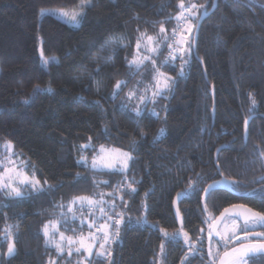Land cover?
<instances>
[{
    "label": "trees",
    "instance_id": "trees-1",
    "mask_svg": "<svg viewBox=\"0 0 264 264\" xmlns=\"http://www.w3.org/2000/svg\"><path fill=\"white\" fill-rule=\"evenodd\" d=\"M79 5L0 0V144L10 142L39 181L21 196L0 190V264H79L81 253L59 254L44 230L57 222L67 237L87 233L69 213L82 199L100 200L110 231L118 230L107 258L93 255L88 264L217 262L222 252L210 246L220 237L210 225L241 201L253 207L222 181L251 189L264 172V0H90L74 27L45 14ZM191 5L197 17L183 66L169 45L177 16ZM142 37L158 39L153 61L171 81L139 107L149 76L146 65L130 62ZM103 146L129 152L125 171L82 163ZM208 186L216 187L202 204ZM248 263L264 264V255Z\"/></svg>",
    "mask_w": 264,
    "mask_h": 264
},
{
    "label": "rangeland",
    "instance_id": "rangeland-1",
    "mask_svg": "<svg viewBox=\"0 0 264 264\" xmlns=\"http://www.w3.org/2000/svg\"><path fill=\"white\" fill-rule=\"evenodd\" d=\"M81 7H83L84 13V5H79L78 7L73 8L49 10L46 11L45 14L74 27L79 25L83 15L77 16L75 20L72 19V16L74 13L80 12ZM188 9H191V11H188ZM195 17H197L196 7L193 8L191 5L189 7L182 8L180 14L177 16V27L173 32V39L170 44L171 47H169L170 56H173L172 58L177 56L181 58V64H183V66H186L191 54V38L193 29L192 19ZM189 27H191L190 32L188 31ZM139 44V50L136 47L134 60L137 61V63L142 61V63H140L139 67H136L134 64L131 65L136 68L146 65L147 69L146 67L145 69L147 73L145 75L149 76L147 80V86L144 88L146 91L143 89V94L139 96L138 106L140 107V104L151 102L157 96L165 92L170 85L171 78L164 75L161 76L160 71L156 69V65L152 63L153 58L158 52V39L152 38L149 40L148 37H142ZM153 49L155 50L153 51ZM145 57H149L150 59H145ZM182 69L180 70V74H183ZM165 81H167L168 85L166 88L164 87ZM129 98L131 97L129 96ZM139 109L140 110H133L137 113H141V108ZM129 156V152L103 146L98 148L91 160L88 161L86 158H83L82 163H84L90 169L97 171H125L130 161ZM36 181L37 180L35 178L26 174L25 166L16 157H14L11 148H9L7 144H0V190L5 191L10 195L17 196L15 192L12 191V189H17L22 195V193L29 188L32 190H37L39 188V184H37ZM95 211L100 217H104L105 220L108 221L99 223L97 221L99 217L97 216L98 214H94ZM69 213L73 218H78L81 223L86 224L89 231L83 235L81 234L71 237L73 242L69 244V237L64 235L65 238L61 240V232L58 229V223L53 222L47 225L44 230V234L46 230L48 232V235H45L48 242L55 246V248L57 243L61 244L64 249L63 252H66L67 254L69 249H71V255L73 253H81L82 259L79 261V264H88L90 258L93 255H99L98 253H103L104 257L107 258L106 246H109L114 242V232L116 229L113 227L114 231H110L111 224L109 219L111 220V218H109L107 215L105 216L106 212L101 206V201H93L89 199L77 200L76 202L71 203L69 207ZM92 216L94 217L92 218ZM114 217H116V219H120V215L119 217ZM236 227L237 225L235 226L234 221L225 218L224 221H222V225L220 226L219 235L224 239L226 237H232ZM105 233H107V240L104 239ZM179 236L185 243L188 244L187 238L183 233L180 232ZM81 240H83V246H81ZM102 244L103 247L101 248ZM77 248L80 249L79 252L76 251ZM89 248L91 249V253L88 251ZM58 253L63 254L60 252Z\"/></svg>",
    "mask_w": 264,
    "mask_h": 264
},
{
    "label": "snow or ice",
    "instance_id": "snow-or-ice-1",
    "mask_svg": "<svg viewBox=\"0 0 264 264\" xmlns=\"http://www.w3.org/2000/svg\"><path fill=\"white\" fill-rule=\"evenodd\" d=\"M90 0H81V5H84L86 3H89ZM183 6V5H181ZM192 7H196L195 5H192ZM188 11H191V9H188ZM83 15V7H81V11L78 13H74L72 16V19L75 20L77 18V16ZM164 29L163 27L161 28V32H163ZM188 31H191V27H189ZM149 40H151V37H148ZM140 44L139 41L137 42V49L139 50ZM169 47H171V45H169ZM155 49H153L154 51ZM145 59H150L149 57H145ZM45 63H47V60L44 61ZM142 63V61L140 62ZM140 63H137V61L133 60L130 62V64H134L136 65V67L140 66ZM153 64H155V61H152ZM161 76H163V73H160ZM122 82H117L116 87L119 88ZM167 85V81H165L164 87L166 88ZM39 88V86L37 85L36 88H34V91ZM130 95H134V93H130ZM253 104H255V100H253ZM161 132H163V129L161 130ZM8 147L11 148V143H8ZM127 155V154H125ZM262 155H264V153H262ZM129 159H131V157L129 156ZM36 183L38 184L39 181H36ZM131 187V186H130ZM211 187V186H210ZM13 192H15V194L17 196L21 195V193L17 190V189H12ZM133 191H135V189H133ZM91 203V201H90ZM236 207V206H234ZM243 207V206H240ZM229 211V209H225V213H227ZM247 213L248 215L244 216V228L242 229L243 231L247 232L248 231V226L250 224H256L259 223L262 226H264V213L261 212H253L251 209H247ZM223 215V214H222ZM116 223H119V220L116 221ZM118 235V231L116 233ZM45 235H48L47 230L45 231ZM258 237H261L262 239H264V233H257L256 234ZM60 237L61 240H63L64 234L60 233ZM105 240H107V233H105ZM245 239H247V237H245ZM69 244H71L72 238L69 237L68 238ZM81 246H83V240H81ZM103 247V244L101 245V248ZM56 248L57 251L60 253H63L64 249L62 247L61 244L57 243L56 244ZM163 250V247H162ZM76 251H80L79 248L76 249ZM89 253H91V249H88ZM15 252V247L13 244H9L8 247V254L9 255H13ZM264 253V243H256V244H252V243H241L239 247H234L231 249V251H226L223 255V257L220 258L219 260V264H248V260L254 256L256 253ZM68 254L71 255V249H69ZM99 255H103V253H98ZM211 255V252L209 253ZM51 264H56V261H51ZM213 264H216L215 260H213Z\"/></svg>",
    "mask_w": 264,
    "mask_h": 264
},
{
    "label": "flooded vegetation",
    "instance_id": "flooded-vegetation-1",
    "mask_svg": "<svg viewBox=\"0 0 264 264\" xmlns=\"http://www.w3.org/2000/svg\"><path fill=\"white\" fill-rule=\"evenodd\" d=\"M222 183H223L222 185L223 190L226 191L227 193H231L235 195L237 199L247 198L253 201V203H251L252 204L251 206L253 207L251 208H248V206L245 205L242 201L237 204L239 207L243 206V208L251 209L253 212L264 213V172H262L261 174L257 176L256 182L252 184L251 189L238 188L237 191H233L232 187L227 186L226 184H224L223 181ZM225 218H228L229 220L234 221L235 226L237 225V227L235 228L234 235L232 237H228V238L226 237L225 239L222 238L219 235V229H220V226L222 225V222H221V224L218 227V231L215 235V236H219L220 238L218 239L217 242H213L211 244L212 247L210 246V249L212 252H215V251L217 252L219 250L223 254V252L229 251L234 247H239L241 243H245V244L264 243V239L256 235L257 233H264V226H262L261 224L259 223L250 224L248 226V231L245 232L242 230L244 228V219H239V218L231 217V216H226ZM211 225H210V229H211ZM245 237H247V239H245ZM208 242L210 244L211 242L210 239L208 240Z\"/></svg>",
    "mask_w": 264,
    "mask_h": 264
},
{
    "label": "water",
    "instance_id": "water-1",
    "mask_svg": "<svg viewBox=\"0 0 264 264\" xmlns=\"http://www.w3.org/2000/svg\"><path fill=\"white\" fill-rule=\"evenodd\" d=\"M215 5V4H214ZM214 9V6L212 8V10ZM211 10V11H212ZM206 13H202L201 16L199 17L198 19V22H197V25H196V28H195V31H194V36H193V44H192V51L193 53L195 54V48H196V39H197V34H198V29H199V26L202 22V20L206 17ZM248 123V122H247ZM247 123H246V126H247ZM246 126H245V135L246 136ZM213 187H216V186H208L206 188V190L204 191L203 195H202V204L208 194V192L210 191L211 188ZM219 187V186H217ZM173 207H174V215L176 217V220L178 222V224H180V216L178 215V212H177V206H176V203L174 202L173 204ZM226 209H229V211L227 213H225V209L219 214V216L213 221L212 225H211V235L215 236L217 231H218V227L219 225L221 224V222L223 221V219L226 217V216H231V217H236V218H239V219H244V216L245 215H248L247 213V209L246 208H243V207H239V206H231V207H228ZM223 214V215H222ZM209 240V239H208ZM231 251V250H229ZM225 253V252H224ZM223 254H221L216 262V264H219V260L221 257H223ZM261 255H264V253H256L254 256H252L251 258H256V257H259ZM250 258V259H251Z\"/></svg>",
    "mask_w": 264,
    "mask_h": 264
},
{
    "label": "built area",
    "instance_id": "built-area-1",
    "mask_svg": "<svg viewBox=\"0 0 264 264\" xmlns=\"http://www.w3.org/2000/svg\"><path fill=\"white\" fill-rule=\"evenodd\" d=\"M116 221H117V220H115V224H116V225H119V224H117V223H116ZM117 231H118V230L116 229V230H115V232H114V237H116V236H117V234H116V233H117Z\"/></svg>",
    "mask_w": 264,
    "mask_h": 264
}]
</instances>
